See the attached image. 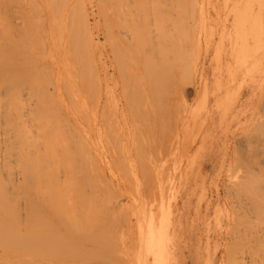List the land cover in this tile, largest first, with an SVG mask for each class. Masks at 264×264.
<instances>
[{
  "label": "rangeland",
  "instance_id": "rangeland-1",
  "mask_svg": "<svg viewBox=\"0 0 264 264\" xmlns=\"http://www.w3.org/2000/svg\"><path fill=\"white\" fill-rule=\"evenodd\" d=\"M50 1L48 8L44 0H0L2 33L6 32L14 42L25 39L28 26L35 33L29 30L31 34L27 36L34 40H30L34 49L33 55L30 54L28 58L34 60L31 62V75L42 80V85H39L42 90L37 91L43 93L41 96L36 92L37 86L33 89L22 86L15 96L19 109L10 113L18 123L14 132L17 142L13 155L15 166L14 161L11 163V170L17 167V171L12 170L13 183L20 184L23 179L22 166L18 163L20 158L17 156L20 152L18 142L22 140L20 128L24 127L25 130L27 126L25 131L26 134L29 131V140L34 144L36 140L39 143H36L38 146L34 145L37 149L31 148L32 155L37 154L36 151L41 153L43 146L39 142L38 126L44 123L39 125L35 116L37 112L41 114L39 109L53 108L58 122L53 118L54 113H42L48 129L53 128L56 135L59 133V140L53 137L55 135L50 136L56 142H60V138L62 142L66 140L67 148L72 143L71 147L78 153L73 148L75 152H71L70 147L69 150L72 155L75 154L73 157L77 161L81 159V162L89 163L91 160L93 164V168L85 173V180L88 182L89 179L90 183L77 186L83 177L80 180L76 174V179L80 181L77 180L76 185L69 184V189L62 192L66 194L70 190L69 197L81 198L84 207L91 205L93 209L97 208L93 211L97 230L95 264H241L256 257L264 259V230L256 234L257 228L264 229V0H188L193 6L192 14L189 12L188 20L186 18V28L191 30V42L187 47L191 58V76L188 77L184 69H180L174 75V81L172 78L170 82L168 80L163 94L154 92V95H162L159 96L161 100L153 95L158 101L154 103L152 97L153 102L148 103L147 108V103L142 105L136 94L139 101L134 96L132 102L138 101V105L136 102L131 105L127 95L137 88L136 83L130 82L131 75L136 78L143 71L136 57L148 54L154 44L147 39L140 47L135 42L136 36L146 32L147 24L150 25L151 36L155 34L151 27L154 15L148 9L145 13L143 7L139 8L137 0H123L128 5L120 0L122 5L128 7H117L116 3L110 5L108 0ZM169 12V17L175 16L170 8ZM79 27L86 33L83 45H88L84 46L85 49L82 44V49L77 46L79 38H83L80 37L83 34L79 33ZM75 29L79 31L78 35ZM68 31L78 36L74 40L76 47H79L77 49H80L78 53L82 55L85 51L90 68L88 65L86 67V63L84 66L80 64L81 59L86 58L84 55L78 61L73 57L75 53L69 47ZM73 33L71 36L75 37ZM15 35L17 37L13 38ZM35 37L38 41H35ZM139 48L140 51H137ZM151 50L154 51L153 48ZM150 54L153 55V52ZM133 67L138 68L139 73ZM229 68H234L231 88L230 85L226 86ZM87 75L90 77L87 78ZM44 78L47 82H44ZM232 90L235 102L225 114L219 116L213 104L223 110V98ZM0 91L4 103L7 96L5 88L1 87ZM47 96L53 99V106L49 107L50 102L47 101L51 98ZM151 104H158L159 109ZM3 106L2 110L6 104ZM3 112L4 116L6 112ZM40 114L39 120L42 117ZM10 115L5 116L10 119ZM0 122V130L5 131L7 127L4 128L3 123L6 121L1 118ZM16 125H20L19 129ZM6 131L4 135L0 131V143L10 133V130ZM206 131L208 135L205 141L202 136ZM61 133L70 139L64 135L63 138ZM72 133L76 138L71 139L69 135ZM2 145L5 147L6 143L1 144L0 153L4 155L6 147L3 149ZM1 173L3 178H10L6 171L2 170ZM59 178L63 179V176L59 175ZM38 184L43 194L41 180ZM8 189H13L11 184ZM253 190L259 196V204H255L257 196L252 193ZM55 192L52 193L55 195ZM38 193H35V197L41 194ZM22 198L17 204L18 210L21 209L18 211L20 226L26 218ZM79 198L78 201L72 198L73 203L78 202L76 208L83 209ZM98 200L100 203H97ZM31 202L33 204L34 201ZM255 205L261 207L258 212ZM87 208L83 209L84 212ZM25 209L27 211V207ZM56 211L54 209L53 213ZM48 212L51 213V210ZM74 212L76 219L77 211ZM23 223L21 227L26 226V221ZM52 225L48 231L40 227L37 232L40 235L51 233V236L60 233V229L55 228L58 226L56 221ZM87 225L93 229L92 224ZM253 231L256 235L250 234ZM257 242L261 243V247L256 249L254 246ZM38 245L40 247L35 246L34 250L42 247ZM56 245L48 248L54 249ZM1 251L0 248V264H39L37 261L48 264L50 261L38 256L36 260L24 256L18 257L16 263L13 258L1 257Z\"/></svg>",
  "mask_w": 264,
  "mask_h": 264
},
{
  "label": "bare ground",
  "instance_id": "bare-ground-1",
  "mask_svg": "<svg viewBox=\"0 0 264 264\" xmlns=\"http://www.w3.org/2000/svg\"><path fill=\"white\" fill-rule=\"evenodd\" d=\"M60 1H62V0H60ZM122 1H120V0H108V3L110 5L116 3L115 5L116 6L118 5L120 7V5H122L123 3H127V2H124L125 0L123 1V3H121ZM127 1H129V0H127ZM44 2H45V6L48 7V8H50L49 5H50V2L51 1L50 0H44ZM131 2H132V0H131ZM61 3H63V2H61ZM137 3H139L138 4L139 5V8H142L143 7L145 9V13H147V9H148L154 15V20H153L154 23L152 22L151 27L153 26V30H154V33L155 34H153L151 36V32L152 31L149 29L150 28L149 27L150 25L149 24H147V25L144 24V25L147 26L146 27V32L145 31H143V32L142 31H139V32H142V33L141 34H137V36H136L137 39H136L135 42L137 44H139L140 47H142L143 43L146 42L147 39H148L149 43H151L150 41L152 40V43H154V44H152V45L150 44L151 45L150 48L151 49L153 48L154 51L151 50L149 48V46H148V48L151 50V52L149 50L148 51V54H145L144 51H143V53L145 55H143V53H140L139 52L143 56H139V58L136 57L139 60L137 62L139 64H142V68H143L142 75L140 74L139 77L134 78L133 77L134 75L132 74L133 72L129 68L130 66L128 67L129 70L132 72V73L129 72V73L132 74L131 75L132 77L129 76V77H131L130 82L131 83H136L137 88H136V90L131 91L127 95V97H128L129 102L132 103L131 105H133L134 102H136L137 105H138V101L141 100L142 105L145 106V103H147V105H146V108H147L148 107V103L150 104V102L152 101V99L154 98V96H155V98H159V99L162 97V95H158V94H155L154 95V92L155 93H162L163 94L164 93L163 92V89L166 87L165 85H167L168 80L170 78H172V81H174L173 80L174 75L175 74H178V71L180 72V69H184L183 72L184 73L186 72L188 74V77L191 76V73H192L191 72V69H192L191 68V58H190L189 50L187 49L188 43L191 42V30H189L188 28H186V26H187V23H188L187 22V20H188V13L190 12V14H192V12H193V6H192V2H190L191 3V6H190V3L188 2V0H137ZM137 3L135 5H137ZM127 5H128V3H127ZM127 5L125 4V5H122V6L128 7ZM145 5H147V7ZM129 7H131V5ZM51 8H52V6H51ZM169 8H170V11H173L174 12V14H175L174 17H173V15H172V17L171 16L169 17V13H170L169 12ZM123 9H126V8H123ZM52 11H53V8H52ZM118 12H119V10H118ZM53 13H54V11H53ZM134 14H135V12H134ZM136 14H137V12H136ZM121 15H124V14H121ZM127 15H129V13ZM2 17H4V16H2ZM106 17H108V16H106ZM122 17H125L126 18L125 15L122 16ZM186 18H187V20H186ZM83 20L85 21L84 18H83ZM77 21H79V20H77ZM81 23H82V21H81ZM118 23L119 22H117V24ZM1 25H3V24H1ZM114 25H116V24H114ZM78 26H79V24H78ZM124 26H125V24H124ZM124 26H122V27H124ZM67 27H69V26H67ZM27 28H28V32L27 33L28 34H31L32 29H30L29 26ZM27 28L25 29V31L27 30ZM76 28H78V27H76ZM79 28H80V31H81V29L83 28V26H82V28L81 27H79ZM84 29H85V27L82 30H84ZM29 30H31V31H29ZM75 30H77V29H75ZM23 31H24V29H23ZM84 31L86 32V30H84ZM132 31H133V29H132ZM78 32L79 31L77 30V32H75V33L78 35ZM83 32L82 31L79 32L80 34L81 33L83 34V36H80V35L79 36L80 37H83L84 39L82 38V40H81V38H79L80 39V43H79V45H77L74 40H76L78 38V36L76 34H74L73 32L68 31V34H69V40L68 41L70 43L69 44V47L72 49L71 51L73 53H75V56H73V57H76L75 60L79 59V57H82L83 55H84V57H86L85 51H84V49H85L84 46L85 45H88V44L86 43L85 45H83V43L86 41V37H84L85 36L84 34H86V33H83ZM5 33H2L0 31V89H1V87H4L5 88V93L7 95L6 96V100L4 102L6 104V107H5L6 109L4 108V110H5L6 113L3 112L4 110H2V108L4 107L3 106L4 103L2 102L1 97H0V113L3 112L8 117V115H10L11 112L14 113L17 109H19V108H17L18 106H17L16 102H18V101H16L17 99L15 98V96L17 95V91L19 89H21L20 87H22V86H28L30 89H31V87L33 89L34 86L35 87L37 86L38 88L37 87H36L37 89L35 88L36 89V92H38L41 96H42L43 93L40 92L42 89H39V85L40 86L42 85V83H40L42 80L41 79H40L41 81L39 79L37 80V79H35V76L33 77L31 75V71H32L31 70L32 69L31 68V62L34 61V60L33 59L31 60L28 57H29L30 54L33 53V49H34V47H33V45H34L33 44V42H34L33 38L31 39L30 37H27V36H29L28 34L27 35L24 34L25 35V39L27 38L26 41L21 36H19L18 38H20V39L22 38V42L21 41H16V40L14 42L12 39H10L11 36H9L10 37L9 38L8 35H6ZM71 33H73L75 35V37H72L71 36ZM32 34H35V33H33V31H32ZM17 35L13 36V38H16ZM34 39H35V41H38L37 40L38 39L37 37H35ZM79 39H78V41H79ZM30 40L33 41V42L31 43ZM83 40H85V41H83ZM133 40H134V38H133ZM149 43H145V44H148L149 45ZM38 44H39V42H38ZM80 44L83 45V46L81 45L82 48L84 47V49L81 50V51H84V53L82 52V55L79 54L80 53V49H82L81 46H80ZM133 44H135L134 41H133ZM76 45L79 46L80 49H77L79 47H76ZM130 45H132V44H130ZM145 48H146V46H145ZM135 50H137V49H135ZM71 51H70V53H71ZM137 51H140V48ZM152 52H153V55L150 54ZM128 53H130V52H128ZM81 61H80V64L82 63L83 66H84V63H86V67L89 66L87 64V62H86V61H88L87 60V57L81 59ZM181 61H183V63H181ZM126 62H127V60H126ZM134 62L136 63V61H134ZM127 65H126V67H127ZM133 65H135V64L133 63ZM90 67L91 66H89V68ZM17 68H19V70H17ZM134 69L136 70V68H134ZM232 69L234 70V68H232ZM232 69L229 68L227 70V78H226L227 79V84H226V86H229L230 83H231V78L233 77L232 73L234 72ZM78 70H80V69L78 68ZM124 71H126V68H125ZM136 71H138V68H137ZM78 72L79 71H77V74H78ZM138 73H139V71H138ZM83 74L86 75L87 73H83ZM127 74H128V72H127ZM162 74H165V75H162ZM89 75H87V78L90 77ZM128 75H130V74H128ZM79 77H81V76H79ZM163 77H165V78H163ZM87 78H86V80L88 81ZM81 79H83V78L81 77ZM45 81H46V78H44V82ZM169 82H170V80H169ZM175 82H176V80H175ZM81 84H83V83H81ZM131 88L133 89L134 87H131ZM230 88H231V85H230ZM38 89L40 91H37ZM22 90L24 91L25 89H22ZM33 93H35V92H33ZM1 94L2 93L0 91V95ZM67 94H68V92H67ZM134 94H136V96H138V99L139 100L136 98V96ZM3 95H5V94L3 93ZM157 95H158V97H156ZM134 96H135V98L138 101H133L132 102ZM159 96H161V97H159ZM263 96H264V94H263ZM47 98H51V97H48L47 96ZM39 99H41V98H39ZM223 100H224V102H223V104H224V107L223 108L224 109L223 110L220 109V108H217V106L215 104H213L214 105V108L217 111V114L219 116H222L223 114H225L231 108L230 106L233 104V102H235L233 90L232 91H228L226 93L225 99L223 98ZM52 101H53V99L51 98L50 101H47L48 103L50 102V105L47 104V103L46 104L49 105V107L50 106H53ZM157 101L155 99L154 100V103L157 102ZM44 105H45V102H44ZM47 105H46V107H47ZM151 105H156V104H151ZM157 105H156V108H158ZM251 105H252V103H251ZM152 107H150V108H152ZM40 110H41V114L42 113H45V112H47V113H50V112L51 113H54L53 118L55 120H57V122H58V115L56 114L55 109H53V108H51V109H43V110L42 109H39V111ZM153 110H156V109H153ZM162 110H163V108L161 109V111ZM13 113H12V116L10 115V119L7 118L5 115L3 116L2 113H1V117H0V121H1V118H2V120H5L6 121V123H3V125L5 124L4 125V128L7 127L6 130L7 131L10 130V133L13 134V136L11 138L12 141L10 139V135L11 134L10 133H7L8 135L5 137V139H4L5 141H3L2 143H0V151H1V144L6 143V146H5L6 148L3 147L4 145H2L3 149L5 148V150H3L5 156L3 154L1 155V153H0V173H1L2 170H4V172L6 171L7 172V175L10 177L9 179H11V177L13 178V176H14L13 175V172L14 171H12V170H14L15 168H17V167H14V169L11 170V165L13 164V161L15 160L13 158L14 157L13 156L14 155V150L16 152L15 146L17 147V145H16L17 142H16L15 137H14V132H15V130H17L16 127H15V124L17 122L13 120ZM20 114H22V113H20ZM39 114L40 113L37 112V116H35V117H38L37 118L38 119V122L37 123L39 125L41 123H44V124H41L40 126H38V131L40 133L39 136L41 137L40 138L38 136V138H40V141L39 142L43 146V149H42L41 148L42 146L40 145L41 146L40 148H41L42 151L41 150H39V151H41V153H39L38 151L35 150L37 152V154L33 153L35 155H32V152L31 151L33 149L31 150V148H33V147L35 148V146L37 144H39V143L36 140V143L37 144L35 143L36 144L35 145L34 143H32L29 140L30 138L27 136V134H28L29 131L27 132V134H26V131H25L28 127L25 125L26 126L25 127L26 129L24 130L23 129L24 127H22V128H20L21 131H19V132H21V136H22L21 142L20 141L18 142V145H20V152H19L20 155L17 154L18 152L15 153V157H16V154H17L18 158H20V160H19L20 162H18V163H20L21 166H22V174H21L22 175V178H23L22 179V182H20V184H17V183L15 184V183H13V180L12 179H11V181H9V179L7 180L6 178H3L0 175V248L2 250L1 251V257H5L6 259L13 258L16 263H18V260H17L18 257H21L22 258V257L25 256V257H29V258H31V259L34 260L35 257L38 256V257H40V259L41 258H47L48 260H50L48 264H95V254H96V252H95V250H96L95 249V233H96L97 230L95 231V228H96L95 227L96 214H94L95 212H93V211L95 209H97V208L94 207L95 209H93L91 205L90 206H88V205L86 206L85 205V207H84V204H83L82 200L80 201L81 198H79L77 196L79 198V201L81 202V203L79 202V204H82L83 205V209H85L86 207H88L86 209L87 211L85 210V212L81 208L83 210V212H84V213H82V210L80 208H78V207L76 208V206L78 205V202H77V204L73 203V199H75L76 197L75 198L73 196L72 197H69L71 194L68 195L72 191L70 192V190H69V193L67 191L66 194L62 192V191H65L66 192V190L69 189L68 188V185L69 184H72V183L74 184L75 183L74 185H76V183L78 181H80L82 177H83V181L81 180L79 184L77 183V186H80V185H83V184L84 185H87L88 182H89V179L87 178L88 179V182H87V180H85L86 179L85 178V176H86L85 173L87 172L86 170H89V169L91 170V167L93 168V164H92L91 160L89 161V163L88 162H81L82 161L81 159H79L81 163L79 162V160L77 161L76 157H73L75 154L73 153L74 155H72L71 152H75L76 151L78 153V150H76L73 147H71V144L72 143H69L70 144L69 147L71 148V152H70L69 147L67 148L68 143L66 145V142H65L66 140L65 141L63 140V142H62V138H60L61 141L58 142L59 138H57V136L59 135V133H58V135H56V131H53V128L52 129H48V123L45 120V118H43V115L44 114H42V117L40 116L41 117V120H39L40 119L39 118ZM16 115H18V113ZM16 115H14V116H16ZM35 115H36V113H35ZM22 116H20V117H22ZM33 117L34 116H32V118ZM63 119L64 118H62V120ZM12 120L14 121V123H13ZM18 120H19V122L21 121L20 119H17V121ZM157 120H160V119H157ZM66 123H65V125H66ZM6 124H7V126H6ZM3 125H2V129H3ZM36 125L37 124H35L34 126H36ZM16 126H18V125H16ZM32 126H31V128H32ZM145 126H146V124H145ZM19 127H20V125L18 126V129H19ZM71 127H73V126H71ZM71 127H69V128H71ZM55 129H56V127H54V130ZM29 130H30V128H29ZM0 131L3 132V135L6 134V133H4L5 131H2V130H0ZM30 131H32V130H30ZM68 131H69V129H68ZM70 131H71V129H70ZM16 132L18 133V131H16ZM65 132H67V131H65ZM39 133H36V134H39ZM50 135H55L53 137H55L56 139H58L57 142ZM60 135H62V133ZM63 135H62V137L64 138L65 135L64 136ZM72 135H73V133H72ZM72 135H69V136H71V139L75 136V135H73V136ZM207 135H208V131H206L203 134V136H202V138L205 141L207 140ZM0 137H1V135H0ZM65 138L68 139V140L70 139V138H67L66 136H65ZM74 138H76V137H74ZM13 139H14L15 142L13 141ZM109 141L111 142V140H109ZM14 143H15V145H14ZM203 144H204V142H203ZM85 147L86 146H84V148ZM72 148L75 151H72ZM35 149H37V147ZM141 155L144 157L143 154H141ZM18 158H17V160H18ZM73 158L75 160H73ZM18 163H17V166L20 165ZM78 163H80V164H78ZM14 166H15V161H14ZM12 167H13V165H12ZM19 168H20V166H19ZM15 170L17 171V169H15ZM59 170L62 171L61 173H63V175L60 173ZM10 172H12V173H10ZM1 174H3V172ZM9 174H11L12 176L9 175ZM76 174H78L77 177H79L80 180H78L79 178L76 179V177H75ZM56 175L63 176V179L62 178L61 179L59 178L60 179L59 180L58 179V176H56ZM38 179H40L41 182L43 183V187H42L43 194L40 192V188L41 187L38 184V181H40V180H38ZM7 181L8 182H11V183H8ZM6 182L9 185L11 184V186H12L13 189H11V190L8 189V186L9 185ZM85 183H87V184H85ZM89 186H92V185L89 184ZM55 190H56V192H55V195H54L52 192L55 191ZM90 190H91V188H90ZM11 191H12V193H11ZM57 191H59V192L57 193ZM37 192H39V193L42 194L41 195V194L38 193L39 194L38 197L40 198V201H39V198L38 197H35L36 196L35 193L37 194ZM252 193H254L257 196V202L255 200H253V202L254 203L256 202L255 204H259V202H258L259 196L257 195L256 191L253 190ZM67 195H68V197H67ZM80 197H82V196H80ZM97 197H99V196H97ZM20 198H22V200H24V202H25V203H23V205H24L23 206V210H25L24 212L26 213V215H25V217H26L25 219L26 220L24 219V221L22 220V222H21L22 224H24L23 222L26 221V223H25L26 226L24 225L25 227H21L22 224L20 226V221L21 220H19V218H18V216L20 214V213L18 214V211L21 210L20 208H19V210L17 208L18 205H19L18 203H19V199ZM36 198L38 199L37 202H36ZM65 198H67V199H65ZM78 198H76L75 200H77ZM92 198H96V197L93 196ZM66 200H68L67 202L68 203L70 202V203L68 204L66 202ZM69 200H71L72 202L69 201ZM83 200H85V199H83ZM31 201H34L33 204H32ZM88 201H89V199H88ZM91 201L93 202V200H91ZM97 203H100V201L97 202ZM73 204H74V206H71ZM25 205H27L26 206L27 207V211L25 209L26 208ZM93 206H95V205H93ZM97 206H98V204H97ZM255 208H256L257 212L261 209V207L258 206V205H255ZM54 209H56L58 212L56 211V212L53 213ZM48 210H51V213H49ZM90 210H92L93 215H92V212ZM70 211H71L72 214L69 215ZM74 211H77L76 212V214H77L76 219L74 218V215H75V212ZM99 211H100V209H99ZM73 212H74V214H73ZM86 212L89 213V214H87ZM78 214H79V216H78ZM99 214H101V213H99ZM99 214H97V216ZM71 215H73V216L71 217ZM87 215H90V216L87 217ZM91 216H93V219H92ZM99 216H101V215H99ZM108 217H106V218H108ZM89 218H91L90 219V222H89ZM105 220H107V219H105ZM55 221H56V223L58 225L57 227L55 226V228L60 229L59 230L60 233H58V234H60L59 236H58V234H56V235H54L55 236L54 237V236H51V233L48 234L46 232L43 235H40L38 233L39 232L38 229H40V227H43V231H44V229H46L48 231V229L49 228L51 229L52 226H53L52 229H54V225H52V223L54 224ZM102 222H104V221H102ZM87 223L90 224V225L92 224V226H91V228L93 227L92 230L89 229L90 226L87 225ZM85 224L87 225V227H86ZM50 225H52V226H50ZM59 227H61V228H59ZM263 230L264 229L257 228L256 234H258L259 232H261ZM250 234L256 235L254 233V231H253V233H250ZM52 235H53V233H52ZM57 236H58V238H57ZM63 236H66V237H63ZM100 237L102 238V236H100ZM61 240H64V241H61ZM56 243H57L56 247L54 249H51V248H53L51 246H54ZM34 244L37 247L39 246L38 244H40L42 247L40 249L39 248H37V249L35 248L36 250H34V247H35ZM48 247H51L50 248L51 249V252L50 253H48V250H50ZM259 247H261V243L260 242H257L255 244L254 248L257 249ZM47 248H48V250H47ZM98 248L100 250V247H98ZM44 249H46L45 251H47V253H45L43 251ZM100 255H102V254H100ZM104 256H106V255H104ZM3 260L4 259H2V261ZM24 261H26V260H24ZM37 262L39 264L41 263L39 261H37ZM21 264H24V263H21ZM104 264H106V263H104ZM241 264H264V259L259 258V257H256L253 260H250V261H247V262H242Z\"/></svg>",
  "mask_w": 264,
  "mask_h": 264
}]
</instances>
